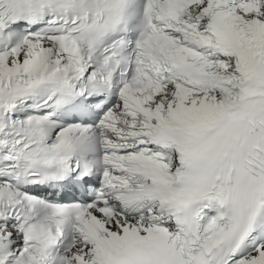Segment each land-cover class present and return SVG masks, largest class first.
<instances>
[{"label": "snow or ice", "instance_id": "obj_1", "mask_svg": "<svg viewBox=\"0 0 264 264\" xmlns=\"http://www.w3.org/2000/svg\"><path fill=\"white\" fill-rule=\"evenodd\" d=\"M0 264H264V0H0Z\"/></svg>", "mask_w": 264, "mask_h": 264}]
</instances>
